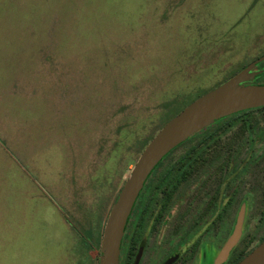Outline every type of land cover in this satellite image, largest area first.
I'll return each mask as SVG.
<instances>
[{"label": "rangeland", "instance_id": "374dc122", "mask_svg": "<svg viewBox=\"0 0 264 264\" xmlns=\"http://www.w3.org/2000/svg\"><path fill=\"white\" fill-rule=\"evenodd\" d=\"M263 55L264 0H0V264H98L109 211L172 109ZM242 216L249 252L264 204Z\"/></svg>", "mask_w": 264, "mask_h": 264}, {"label": "flooded vegetation", "instance_id": "af4514ba", "mask_svg": "<svg viewBox=\"0 0 264 264\" xmlns=\"http://www.w3.org/2000/svg\"><path fill=\"white\" fill-rule=\"evenodd\" d=\"M244 111L226 132L216 125L213 141L205 140L210 126L201 131V165L177 164L184 150L163 164L165 155L148 174L118 264H201V252H219L231 235L242 204H264V106Z\"/></svg>", "mask_w": 264, "mask_h": 264}, {"label": "water", "instance_id": "95a60500", "mask_svg": "<svg viewBox=\"0 0 264 264\" xmlns=\"http://www.w3.org/2000/svg\"><path fill=\"white\" fill-rule=\"evenodd\" d=\"M264 55L245 69L200 95L169 119L147 143L112 205L101 236L98 264H118L120 244L128 215L148 174L175 146L190 135L223 117L264 106V84H244L254 80L250 72ZM242 208L231 235L217 253L214 264L224 263L241 235ZM234 264H264V239Z\"/></svg>", "mask_w": 264, "mask_h": 264}, {"label": "trees", "instance_id": "16d2710c", "mask_svg": "<svg viewBox=\"0 0 264 264\" xmlns=\"http://www.w3.org/2000/svg\"><path fill=\"white\" fill-rule=\"evenodd\" d=\"M258 72L259 75L254 79V83H262L264 84V62H261L260 65L258 66ZM186 105H184L183 107L180 108H173V112L168 116V119H171L174 115H176L180 110H182ZM245 112V111H244ZM244 112H240L237 114H232L229 116H226L224 118H221L220 120H217L216 122H214V125L211 124L210 127H208V129L206 130L207 132V136L205 137V140L207 141H213L214 140V136L216 133H219L218 130V126L219 124L224 125V129L222 130V132H226L228 129H225V127L227 126H231L232 123H234L233 118L237 117V116H245ZM165 121V123L167 122ZM163 123V125L165 124ZM162 125V126H163ZM215 126V127H213ZM208 147V146H206ZM203 149V147H202ZM187 152H185L184 154H182L179 157V160L177 161V164L180 165H184V166H199L201 165V135L192 143L190 144V146L186 149ZM180 175H186V170H179L177 172ZM90 234V230L84 231V235H81L80 237L82 238V243H84L85 246L88 247V241L86 239V236H89ZM264 239V236L261 238L260 241H262ZM249 243V241H247L246 245ZM248 253V250H245V245H241L238 244L236 245L233 250L230 252V255L228 256L227 260L225 263L223 264H234L237 261H239L245 254Z\"/></svg>", "mask_w": 264, "mask_h": 264}]
</instances>
